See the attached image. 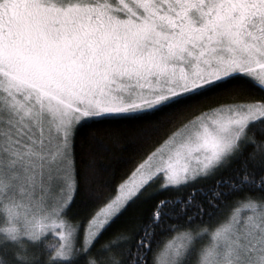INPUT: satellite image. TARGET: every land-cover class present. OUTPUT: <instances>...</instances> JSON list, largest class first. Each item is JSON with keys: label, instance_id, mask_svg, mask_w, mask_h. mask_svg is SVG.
<instances>
[{"label": "snow or ice", "instance_id": "6c2138e0", "mask_svg": "<svg viewBox=\"0 0 264 264\" xmlns=\"http://www.w3.org/2000/svg\"><path fill=\"white\" fill-rule=\"evenodd\" d=\"M255 68L264 0H0V264H264Z\"/></svg>", "mask_w": 264, "mask_h": 264}, {"label": "trees", "instance_id": "16d2710c", "mask_svg": "<svg viewBox=\"0 0 264 264\" xmlns=\"http://www.w3.org/2000/svg\"><path fill=\"white\" fill-rule=\"evenodd\" d=\"M162 143H156L154 142L152 145L149 146L147 151L141 152L139 154L133 155L131 159H129L126 163H123L120 165L118 168V174H117V182L125 180L131 173L132 171L137 167L138 164L142 163L144 160H146L149 155V152H153L156 148H158ZM197 185L203 184L207 186L208 184L211 183L210 180H200L196 182ZM160 184V179L159 178H154L151 183L147 185V187L144 189V191L141 193V195H147L148 193L154 191ZM193 185H186L184 187H169L165 189L162 192L158 193V197H164V196H169V197H175L177 195H184L187 194L189 189ZM115 192H112V195H114ZM157 197H154L153 199H156ZM150 203V202H149ZM242 214L246 215V212H243L241 210ZM3 221V217H0V223ZM168 238H165L162 241L161 247L163 246V243L167 242ZM47 244L49 245H55L56 240L51 239V237H48V240L46 241Z\"/></svg>", "mask_w": 264, "mask_h": 264}, {"label": "rangeland", "instance_id": "374dc122", "mask_svg": "<svg viewBox=\"0 0 264 264\" xmlns=\"http://www.w3.org/2000/svg\"><path fill=\"white\" fill-rule=\"evenodd\" d=\"M254 71L256 72H260V71H264L261 70L259 68H255ZM158 148H160V151H156V149L153 151L155 152L154 156H149L146 160H144V167L142 169H138L137 167L132 171V173L125 179L129 182L131 181H135V180H139L140 176L146 172H148L149 168L152 169V171H155V165L161 161V159H163V164L161 165L162 167L164 165H168L171 167H181L185 164H188L189 161L185 160L183 155H177L175 153H169L168 147L167 145L161 144ZM162 153H163V157H162ZM194 162V161H193ZM155 178H159L160 179V184L163 183V174H159L158 176H156ZM245 215V214H244ZM247 215V214H246ZM4 220L0 223V227H4ZM56 235H57V231L55 229L51 230V234L49 235L51 237V239L56 240L57 243V239H56ZM55 243V244H56Z\"/></svg>", "mask_w": 264, "mask_h": 264}]
</instances>
